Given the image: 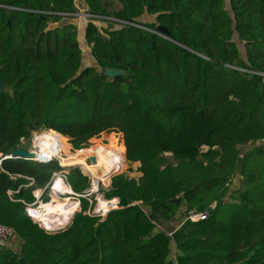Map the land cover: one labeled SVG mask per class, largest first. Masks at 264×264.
I'll return each mask as SVG.
<instances>
[{
	"label": "trees",
	"instance_id": "trees-1",
	"mask_svg": "<svg viewBox=\"0 0 264 264\" xmlns=\"http://www.w3.org/2000/svg\"><path fill=\"white\" fill-rule=\"evenodd\" d=\"M84 1L91 15L151 31L87 21L85 65L77 28L64 21L74 0H0V155L27 149L41 130L84 155L109 133L103 146L139 163L140 175L112 178L105 196L119 209L103 219L75 212L50 232L24 202L57 163L3 159L0 222L18 249H0V264H264V0H117L114 11L113 0ZM236 172L241 188L229 195ZM67 178L76 193L89 184L77 166Z\"/></svg>",
	"mask_w": 264,
	"mask_h": 264
},
{
	"label": "built area",
	"instance_id": "built-area-1",
	"mask_svg": "<svg viewBox=\"0 0 264 264\" xmlns=\"http://www.w3.org/2000/svg\"><path fill=\"white\" fill-rule=\"evenodd\" d=\"M63 15L64 16H71L72 15L74 17H83V18L87 19L88 21L94 20L98 24L106 23V22H117V23L123 24V25L136 26L139 28L150 30L144 26L138 25V24L130 22V21L119 20V19H115V18L107 17V16L91 15L87 11H77L74 13H64ZM153 32L156 33V31H153ZM43 131H50V132L55 133L57 136H61L60 133H58L56 131H52V130L35 131L34 133H37V134H34L31 137V140H30L31 145L29 147V152L32 155H31V157H27V158L25 157V158L28 160L34 161L36 163H41V164H48L51 162H56L59 169L52 173L51 178H50L49 182L45 185V187H43L42 189L33 190L31 192L32 196L34 197V200L32 202H30V203L24 202L27 216L33 222L37 223V225L39 227L46 230L45 226L41 225L42 222L38 221L36 216L41 211V209H43V207H42L43 203L51 202L53 196L60 199V200L64 199L65 197H68L71 199L75 198L76 201L78 202V209L75 212H83V214H86L88 216H98L101 219H103L109 211L119 209L120 208L119 199L117 197L107 198L105 196L106 192H102L100 189L101 184L105 181L103 179L105 176H102V178L101 177L100 178H96V177L94 178L91 175V173H89L88 171H86L84 168H82L79 165H77V167L81 170V172L84 175L88 176L89 184H88L87 188L85 190H83L81 193H76L75 191H73V189L71 188V186L68 182V178H67L68 173H69V170L67 169L68 166H64L60 157H59V155L63 154V149L60 145V142L59 141H56L53 143L45 142L43 137H42V135L44 133H41ZM39 133H41V134H39ZM120 138H121L120 140L123 141L121 133H120ZM65 139L67 142L68 138L66 137ZM12 157L13 156L11 155V153L6 154V155H0V165H1V162L3 159L12 158ZM89 162H91V161L89 160ZM72 166H75V165H70L69 167H72ZM118 166L119 165L117 163H115V166L107 174L108 175L107 184L110 183V181L112 180V178L114 176L121 173L123 168H119ZM27 179L29 180V182L25 186H30L33 183L34 179L31 177H29ZM46 189H48L47 195H48L49 200L48 199L43 200L42 195L44 194ZM7 194L9 196H12L13 191L8 190ZM80 199H85L88 202V206H87V209L85 211H82ZM214 206H215V203L211 204V207H214ZM73 214H72V216H73ZM207 217H208V211L207 210L200 211V212L189 211L187 213L186 219H189L191 221H198L201 219H205ZM70 219H69V221H70ZM66 224L63 225L62 227H59L58 229L46 230V231L51 232V231L60 230V229L64 228L66 226ZM167 234L171 235V232H167ZM16 237H17L16 231L12 226L0 222V249L5 248L7 246V244L11 240L16 239ZM173 261H176L175 260V254H173Z\"/></svg>",
	"mask_w": 264,
	"mask_h": 264
},
{
	"label": "rangeland",
	"instance_id": "rangeland-1",
	"mask_svg": "<svg viewBox=\"0 0 264 264\" xmlns=\"http://www.w3.org/2000/svg\"><path fill=\"white\" fill-rule=\"evenodd\" d=\"M112 6L110 7V9L112 10V11H114V10H117V9H119L120 8V4L118 3V1L117 0H113L112 1ZM148 19V18H147ZM146 20V19H145ZM149 20V19H148ZM147 20V21H148ZM94 21V20H93ZM102 25H106L105 23H102ZM77 40H78V42H79V45H80V47L82 48V60H83V64H85V65H87L88 63L86 62L87 61V57L89 58V59H92L93 57L91 56V54H89L88 52V49H87V45H86V43H84L83 42V37H82V35L80 34H78V37H77ZM239 47H240V49H242V46H241V43H239ZM86 52L88 53V54H86ZM41 133H50L51 134V136L52 137H54V138H57V139H59L58 137H56L53 133H51V132H49V131H43V132H41ZM41 133H39V134H41ZM34 134H37V133H32V136L34 135ZM111 134H113L112 136L116 139V143H118V144H122L123 145V141H121L120 139V133L118 134L117 132L116 133H114V132H111ZM108 135H109V133H101L99 136H97V137H93V138H91L90 140H89V145L87 146V147H89V146H91V145H93V144H95L96 143V145L93 147V148H95L94 150H92V151H90V152H88V153H86V154H84V155H77V153L78 152H80V151H76L77 149H73L72 148V146H71V144L69 143V138H68V141H67V143L68 144H63L62 142H61V140L59 139V142H60V145H61V147H62V149H63V154L62 155H59V157H60V159H61V161H62V163H63V165L64 166H68V170H69V166L70 165H75L76 164V162L77 161H79L80 160V158H82L83 156H87V155H89V154H94V153H97V152H102V154L103 155H107V156H109V155H118V156H122V155H120V154H117V153H114V152H112L111 153V151H109L108 150V148L107 147H105V146H103V145H106V144H109L110 143V138L108 137ZM31 136V137H32ZM119 137V138H118ZM44 141H46L45 139H44ZM261 143H263V142H257L255 145H258V144H261ZM30 145H31V143H30ZM30 145H28L27 146V149H23V150H25V151H29V147H30ZM86 147V148H87ZM249 148V145H247V146H244L243 148H242V151H244V150H246V149H248ZM79 150V149H78ZM83 151V150H82ZM109 151V152H108ZM75 154H76V156H75ZM167 155H169V154H167ZM124 156H125V152H124ZM122 167L121 168H123L122 169V171H121V173H119V174H124V175H126V176H128V177H137V176H139L140 175V173L137 171V168H138V163H130L129 161H127V159H126V156H125V158L122 156ZM80 166V165H79ZM82 167V166H81ZM87 171V170H86ZM89 173H91L90 171H88ZM118 174V175H119ZM91 175L94 177L95 175L96 176H98L99 174H95V175H93L92 173H91ZM105 177L103 178L105 181L101 184V186H100V189H101V191L102 192H107V190L110 188V183H111V181H110V183H108L107 184V181H108V175L106 176V175H104ZM99 178L101 177L102 178V176H98ZM241 182H242V176H241V173L240 172H236V173H234V175L232 176V178H231V180H230V182H229V195H234L235 194V191L237 190V189H240L241 188ZM53 199H57L56 197H52ZM68 197H66V198H64V199H62V200H60V199H57V200H59V201H64V200H66ZM49 200V199H48ZM70 200H71V202L74 204L73 205V211H72V213L71 214H67L63 219H61L60 221H59V223H61L60 225H58L57 227H54V228H51V229H49V228H46V230H54V229H58L59 227H62L63 225H65L66 223H68L69 222V219L72 217V214L78 209L76 206H77V201H76V199L75 198H70ZM48 203V202H47ZM96 203V202H95ZM75 207H76V209H75ZM75 209V210H74ZM38 217H40V216H38L37 215V218ZM46 222V221H45ZM43 223V222H42Z\"/></svg>",
	"mask_w": 264,
	"mask_h": 264
},
{
	"label": "bare ground",
	"instance_id": "bare-ground-1",
	"mask_svg": "<svg viewBox=\"0 0 264 264\" xmlns=\"http://www.w3.org/2000/svg\"><path fill=\"white\" fill-rule=\"evenodd\" d=\"M42 137L46 140L45 142L49 143L59 141V139L52 137L50 133H44ZM90 156L95 157V164L89 162ZM121 159L122 157L118 155L111 154L107 156L103 155L102 152H97L80 158V160L77 161L75 165L82 166V168L90 171L93 175L99 174L98 176H104L107 175L109 171L115 166V163H117L119 165L118 167L121 168L123 164ZM98 176L95 175L94 178H99ZM57 199L52 198L51 202L43 203V209H41V211L38 213V216L40 217L37 218L36 216L38 221L43 222L41 225L48 227L49 229L60 225L61 223H59V221L67 214H71L73 211L74 204L71 202L70 198H67L64 201H59Z\"/></svg>",
	"mask_w": 264,
	"mask_h": 264
},
{
	"label": "crops",
	"instance_id": "crops-1",
	"mask_svg": "<svg viewBox=\"0 0 264 264\" xmlns=\"http://www.w3.org/2000/svg\"><path fill=\"white\" fill-rule=\"evenodd\" d=\"M74 3H75L77 11H86L87 10V5H86L84 0H74ZM149 19H151V18H149ZM64 21L73 23L76 26V28H77V37H78V34L79 35L81 34L82 37H83V42L85 43L83 34H84L85 24L87 23L88 20L83 18V17H74V16L71 15L68 18H65ZM87 49L89 51L88 47H87ZM88 53L86 52V54H88ZM86 62L88 63L87 65H91L92 64V59H89L87 57V61ZM135 163H137V162H135ZM138 165H139V163H138ZM175 223H176L175 221H172L170 223L165 224V226L167 227L168 230H171L174 227V225H176ZM6 247L16 251L18 249V243L14 239V240H11L7 244Z\"/></svg>",
	"mask_w": 264,
	"mask_h": 264
},
{
	"label": "water",
	"instance_id": "water-1",
	"mask_svg": "<svg viewBox=\"0 0 264 264\" xmlns=\"http://www.w3.org/2000/svg\"><path fill=\"white\" fill-rule=\"evenodd\" d=\"M108 27L109 28H113L114 27V24L113 23H109L108 24ZM157 31L163 33V34H166L168 33L167 29L165 27H162V26H157ZM122 70L120 69H113V68H107L104 72V74L108 77H113V76H117V75H120L122 74ZM8 86L7 84H5V82L0 78V89L1 90H5L7 89ZM11 155L13 157H22V158H27V157H31V153L29 151H25L23 149H19V150H13L11 151ZM89 160L95 164L96 163V159L94 156H90ZM77 166V165H75Z\"/></svg>",
	"mask_w": 264,
	"mask_h": 264
}]
</instances>
